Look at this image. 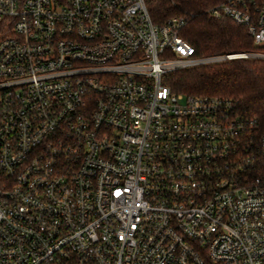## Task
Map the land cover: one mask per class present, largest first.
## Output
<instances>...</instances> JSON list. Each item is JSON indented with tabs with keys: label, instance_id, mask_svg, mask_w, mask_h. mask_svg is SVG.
Returning a JSON list of instances; mask_svg holds the SVG:
<instances>
[{
	"label": "built area",
	"instance_id": "2783aa9c",
	"mask_svg": "<svg viewBox=\"0 0 264 264\" xmlns=\"http://www.w3.org/2000/svg\"><path fill=\"white\" fill-rule=\"evenodd\" d=\"M264 45V0L208 8ZM192 13L0 0V264H264V122L170 91Z\"/></svg>",
	"mask_w": 264,
	"mask_h": 264
},
{
	"label": "trees",
	"instance_id": "16d2710c",
	"mask_svg": "<svg viewBox=\"0 0 264 264\" xmlns=\"http://www.w3.org/2000/svg\"><path fill=\"white\" fill-rule=\"evenodd\" d=\"M220 0H145L154 22L175 14H189L181 35L194 47V56L211 57L228 53L264 54L244 25L209 11ZM170 91L185 94H216L232 102L243 118L264 122V56L247 55L210 60L170 70L161 77Z\"/></svg>",
	"mask_w": 264,
	"mask_h": 264
}]
</instances>
